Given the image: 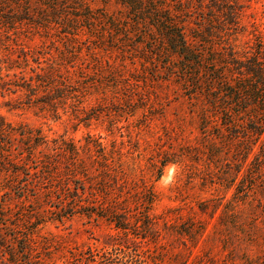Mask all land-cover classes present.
I'll return each instance as SVG.
<instances>
[{"label":"trees","instance_id":"16d2710c","mask_svg":"<svg viewBox=\"0 0 264 264\" xmlns=\"http://www.w3.org/2000/svg\"><path fill=\"white\" fill-rule=\"evenodd\" d=\"M112 1L119 8L115 14L92 9L88 0H0V93L13 96L9 101H17L15 109L37 107L55 115L58 104L74 94L53 84L51 70L58 71L60 66L54 63L53 55L45 53L50 62L43 67L44 61L33 56L28 45L35 36L49 40L57 35L64 49L57 55L67 56L70 48L72 57L79 53V36L85 31L90 42L96 41L89 56L97 75L125 76L121 72L128 60L135 68L131 77L138 73L144 77H132L133 89L148 81L147 75L153 82H174L202 130L199 147L206 170L201 179L218 193L197 208L202 213L209 209L211 219L221 207L217 226L204 239L207 223L193 217L159 224L152 214L156 195L151 187L132 186L121 164L100 142L90 137L80 146L63 138L49 142L39 130L15 126L0 116V173L5 176L0 201V264L50 263L44 252L48 246H39L33 236L34 228L47 214L56 220L78 214L105 221L124 239L119 242L110 235L112 240L104 242V247L117 250L133 238L161 250L166 264H187L201 242L207 255L197 264H213L218 243L224 249L222 264H235L238 259L246 264L264 263V256L249 249L261 237L264 240L261 36L248 33L254 43L247 51L238 50L237 37L246 32L241 25L244 8L238 0ZM50 43L53 45V41ZM100 51L116 57L104 61ZM26 69L32 73L27 79ZM16 74L17 80H12ZM131 85L118 83L114 87ZM99 86L94 80L81 87ZM74 112L86 114L84 109ZM170 163L161 161L157 176ZM13 202L18 206L15 213ZM27 204L35 209L28 210ZM241 232L245 240L233 236ZM236 250L240 257L234 255ZM109 255L107 250H88L72 254L68 262L126 264Z\"/></svg>","mask_w":264,"mask_h":264},{"label":"rangeland","instance_id":"374dc122","mask_svg":"<svg viewBox=\"0 0 264 264\" xmlns=\"http://www.w3.org/2000/svg\"><path fill=\"white\" fill-rule=\"evenodd\" d=\"M88 1L92 9H101L107 14H115L119 9L112 0ZM238 1L244 8L241 25L245 26L246 32L237 37L236 45L240 52H244L254 43L252 34L260 35L264 43V0ZM250 32L252 34H248ZM82 33L76 48L79 53L72 57H69L72 53L69 52L72 50L70 48L66 50L67 56L63 55L60 58V55H57L59 50L64 51L57 35L49 40L35 36L28 45L30 53H33V56L37 55L39 61H44L41 64L43 67L50 62L47 60L50 59L49 55L45 53L53 55L54 63L60 66L58 71L51 70V80L57 89L73 93V98L64 103L60 102L54 115L51 111H43L37 107L24 106L15 109L13 107L17 106V101H9L13 96L0 93V116L15 126L25 125L39 130L49 142L63 138L80 146L87 137L97 140L105 147V151L121 164L132 186L151 187L156 195L152 214L159 224L163 221L167 224H175L193 217L207 223L205 239L215 230L221 207L211 219L208 217L209 209L202 213L197 208L200 202L214 199L218 193L213 190L214 186H209L201 179L206 170L202 162L203 158L200 156L202 150L199 147L203 142V134L180 87L172 81L153 82L147 75L148 81L145 80L144 84H138L139 88L133 89L132 79L136 76V79L142 77L143 80L144 77L139 73L138 76L131 77L135 68L129 65L128 60L125 62L124 73L121 72V75L125 76L114 78L106 77V74L101 75V73L97 75L89 56L90 49L95 47L96 41L90 42L86 38L87 32ZM21 40L25 41L24 38ZM52 41L53 45L50 43ZM119 43L120 41L117 47ZM98 53L104 61L110 57L111 62L116 57L103 51ZM64 58L67 60L62 61ZM69 61L74 64H69ZM29 64L35 67L33 63ZM71 66L73 68H70ZM137 68L140 69L141 66L137 64ZM150 71L148 68L147 72ZM31 75L32 73L26 69L25 78ZM18 76L16 74V78L12 80H17ZM94 80L100 83L99 89L81 87L89 85ZM118 83L131 87H114ZM83 94H86L84 98H82ZM77 109H84L86 114L76 113V116L74 111ZM164 160L171 163L163 167L160 176H157L160 163ZM4 178L5 176L0 173V201L3 200ZM228 197L229 194L226 195V198ZM14 203L16 202H13L11 207L12 212L15 213L18 206L14 207ZM252 203L255 205L256 201ZM27 205H29L28 210L35 209L33 204ZM41 221L34 228L33 236L39 246L43 248L48 246L44 252L51 259L49 264H69L72 254L88 250L95 252L107 250L111 254L109 256L126 264H166L167 262L160 254L161 250L156 249L153 244L143 245L133 238L129 243H125V247H119L117 250L111 251L104 247V242H111L112 239L108 238L110 235L119 242L124 239L121 233L115 231L105 221L88 219L78 214L62 217L61 220H56L54 216L47 214ZM231 231L234 229L231 228ZM235 235L238 239H246L243 232L239 236L233 233L234 237ZM258 242L256 246L249 245V249H252L250 253L259 254L261 257L264 256L262 237ZM123 243L124 241L121 244ZM215 246L216 256L213 264H222L221 253L224 249L220 243ZM205 247L206 245L201 242L187 264L205 261L204 255H207L204 254ZM234 255L240 257L241 253L236 250ZM235 264L246 263L238 259Z\"/></svg>","mask_w":264,"mask_h":264}]
</instances>
